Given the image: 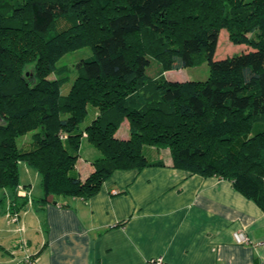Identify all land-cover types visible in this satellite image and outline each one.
I'll use <instances>...</instances> for the list:
<instances>
[{
    "label": "trees",
    "instance_id": "1",
    "mask_svg": "<svg viewBox=\"0 0 264 264\" xmlns=\"http://www.w3.org/2000/svg\"><path fill=\"white\" fill-rule=\"evenodd\" d=\"M61 19L69 25L48 38ZM223 28L252 50L216 59ZM86 46L93 56L72 75L58 66ZM205 59L206 80L148 73L155 60L164 72ZM90 108L98 115L89 122ZM125 120L127 139L117 136ZM84 139L100 152L85 178ZM163 150L174 167L228 179L264 210V0H0V190L11 194L9 213L21 217L30 201L18 194L32 189L21 187L23 162L41 174L39 204L89 198L119 169L165 166Z\"/></svg>",
    "mask_w": 264,
    "mask_h": 264
},
{
    "label": "crops",
    "instance_id": "2",
    "mask_svg": "<svg viewBox=\"0 0 264 264\" xmlns=\"http://www.w3.org/2000/svg\"><path fill=\"white\" fill-rule=\"evenodd\" d=\"M89 114L90 122L98 110ZM126 121L117 132L123 139ZM165 163L116 170L89 198L52 195L38 204L30 192L18 222L9 218L10 203L8 218H0V264H18L28 252L35 264H146L156 257L166 264H264V210L228 179L174 167L171 155ZM77 169L85 178L95 167L86 160ZM237 231L250 243H237Z\"/></svg>",
    "mask_w": 264,
    "mask_h": 264
},
{
    "label": "rangeland",
    "instance_id": "3",
    "mask_svg": "<svg viewBox=\"0 0 264 264\" xmlns=\"http://www.w3.org/2000/svg\"><path fill=\"white\" fill-rule=\"evenodd\" d=\"M70 24L74 21V17L70 16ZM69 25V22L66 19H61L59 22V27L52 29L49 31V33H45V35L49 38L54 33L62 28H65ZM252 50L250 46L247 44H238L235 43L230 36V32L227 28H223L220 32L219 36V42L217 51L215 54L216 59H222L226 57H230L234 54H241L244 52H248ZM93 56V51L90 47L86 46L79 50L69 52L62 56L58 61V66H66L69 70V74L72 75V73L76 72L77 64L87 58H91ZM29 73L33 70V65L30 64L26 68ZM68 73V72H67ZM151 77H159L163 76L170 80H206L210 76V66L208 64V61L205 59L199 64H196L195 66L185 68V69H179V70H167L162 71L159 63L155 60L153 61V67H151L148 71ZM51 78H56V75H51ZM126 121V120H125ZM129 125V121H126V124ZM18 143L23 148H30L32 143V135L27 134L26 136L19 138ZM80 159L78 161L79 166L86 160H94V158L98 157L100 155L99 150H97L94 146H92L87 140H84L80 152ZM161 155L165 161H169L170 152L169 150H163L161 151ZM20 180H21V187L25 184L32 183L30 186L32 188L31 193L34 194V198L37 199L41 194H43V189L41 187V174L33 167L26 163H21L20 165ZM20 191V190H19ZM20 193V192H19ZM18 193V194H19ZM5 198V199H4ZM31 198V197H27ZM4 199L3 203L1 204L0 209V218L7 219L6 211L7 207L10 204V200L12 199L11 194L7 190H0V200ZM21 199V200H20ZM18 199L19 202H22L24 198ZM31 200V199H30ZM30 206L24 207L21 210L22 217L25 216L26 210ZM26 217V216H25Z\"/></svg>",
    "mask_w": 264,
    "mask_h": 264
},
{
    "label": "built area",
    "instance_id": "4",
    "mask_svg": "<svg viewBox=\"0 0 264 264\" xmlns=\"http://www.w3.org/2000/svg\"><path fill=\"white\" fill-rule=\"evenodd\" d=\"M19 192H20L19 193L20 196L30 197V192H28V190H25L24 188H21ZM115 193H117V191H115ZM8 215L10 220L13 222H18L20 220L19 213L13 214L8 212ZM234 237L236 242L239 244H247L250 243L251 241L249 235L244 231L235 232ZM23 246H24L23 247L24 250L26 249L29 250V247L25 243H23ZM36 262H37L36 257L28 252L26 255L23 256V259H21V261L18 264H35ZM146 264H166V262L163 257H156L147 261Z\"/></svg>",
    "mask_w": 264,
    "mask_h": 264
},
{
    "label": "water",
    "instance_id": "5",
    "mask_svg": "<svg viewBox=\"0 0 264 264\" xmlns=\"http://www.w3.org/2000/svg\"><path fill=\"white\" fill-rule=\"evenodd\" d=\"M0 208H1V202H0Z\"/></svg>",
    "mask_w": 264,
    "mask_h": 264
}]
</instances>
